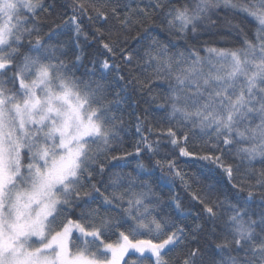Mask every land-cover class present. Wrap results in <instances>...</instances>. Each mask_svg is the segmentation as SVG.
I'll use <instances>...</instances> for the list:
<instances>
[{
  "label": "snow or ice",
  "instance_id": "snow-or-ice-1",
  "mask_svg": "<svg viewBox=\"0 0 264 264\" xmlns=\"http://www.w3.org/2000/svg\"><path fill=\"white\" fill-rule=\"evenodd\" d=\"M149 6L164 13V31L181 37L195 33L204 21L215 26L210 14L221 7L242 17L240 23L227 21V35L239 34L240 47L189 46L187 51L171 53L169 45L145 27L153 23L148 10L124 5L123 17L116 8L111 14L125 32L141 30L143 34L133 39L143 54L134 58L120 47L128 43L127 36L102 42V47L112 56L120 53L139 88L151 94L153 83L166 87V93L152 99L163 101L159 110H166L176 127L159 134L167 135L181 157L215 165L229 181L236 178L233 167L214 154L221 151V144L234 148L242 162L264 164V0H189L180 5L152 0ZM89 7L107 22V11L75 0L76 15L57 24L45 40L39 35L36 15L44 8L42 0H0V264H169L165 255L187 235L183 226L162 214L161 198L139 178L154 175L143 163L136 165V176L113 173L104 191L93 183L94 172L103 175L109 160L117 162L114 167L128 166L125 157L110 155L124 130L118 110L121 92L127 87L109 93L104 77L95 79V65L86 72L87 79L77 76L74 66L62 58L63 48L49 43L65 29L79 37L78 16L91 20ZM246 21L252 25L251 39L241 27ZM25 47L27 51H22ZM113 68L120 71L107 60L101 64L102 72ZM137 71L146 78L135 75ZM124 79L116 76L118 82ZM137 121L140 142L135 155H140L141 147L150 157L158 155L159 141H150L144 135V121L139 116ZM181 126L187 131L178 136ZM196 130L214 134L211 154L188 150L189 132ZM147 131L155 130L149 126ZM155 165L162 173L156 178L161 186L171 187L179 178L186 188L191 187L175 160H156ZM165 167L171 175L163 174ZM247 171L256 176L255 183H247L243 207L231 205L232 214L224 224L214 223L212 235H217L216 227L222 228L214 255L204 259L199 249H191L182 264H264V195L258 219L252 218L247 207L254 196L252 189H264V170ZM214 187L208 185L210 191ZM192 199L203 206L210 221L220 219L210 194L192 193ZM174 203L179 211V200ZM76 208L81 211L76 213ZM200 229V224L194 225V231ZM145 236L150 238H140ZM106 237L116 239L107 242Z\"/></svg>",
  "mask_w": 264,
  "mask_h": 264
},
{
  "label": "trees",
  "instance_id": "trees-1",
  "mask_svg": "<svg viewBox=\"0 0 264 264\" xmlns=\"http://www.w3.org/2000/svg\"><path fill=\"white\" fill-rule=\"evenodd\" d=\"M82 2L89 6L95 5L107 11V22L98 19L92 8L89 7L88 16L92 17L91 20L83 14L78 16L82 28V34L79 37L72 30L65 29L57 39L49 41V43L60 45L63 48L64 54L62 58L70 66H74L73 70L77 76H83L87 79L86 72L93 69L95 65V79L99 80L103 76V82L108 86L109 93L121 92L122 87H127L126 92H121L120 99L122 100V106L118 110V115L123 119L124 130L120 133V139L113 142L112 146L115 150L111 151L110 155L125 157L128 166L114 167L113 165L117 162L109 160L104 163L105 172L103 175H96L94 172L96 178L93 183L97 187H100L101 191H104L103 185L109 183V179L113 173H121L122 175L132 173L133 176H136V165L143 163L147 169L154 172V175L140 174L139 178L151 184L153 191L161 198L162 214L170 217L177 225L183 226L187 233L177 246L167 252L164 258L169 264H182L191 249H199L203 258L208 259L214 255L216 245L221 242V227H216L215 231L217 235H212L214 223L221 226L224 224L227 217L232 214L231 205L240 204L242 207L244 206L242 201L247 198L249 190L247 183H255L256 180V176L248 175L247 170L249 168H254L258 171L264 170V164L253 163L249 165L242 162L235 155L234 148L229 149L221 144L219 146L221 151L214 154L221 156L222 162L225 165L233 167V175L236 178L229 181L223 170L217 169L215 165L209 166L207 162H198L189 157H181L178 151L169 143L167 135L159 134L161 130H166L169 126L176 127V122L168 119V112L166 110H159V105L163 101L161 99H152V97L162 96L166 93V87L161 86L160 82L153 83L151 85V94H149L146 88H139L131 80V75L128 74L129 66L124 63L120 53L117 52L115 56H112L111 53H108L102 47V42L117 41L118 37L123 38L127 36L128 43L120 45V47H124L130 51L134 58H139L143 54V48L133 39L137 33L143 34L141 30L135 28L131 32H125L120 27L119 20L111 14V9L116 8L117 15L123 17L127 12V8L124 5L148 10L153 23L145 24V27L149 29L152 36L162 43L169 45L171 53L187 51L189 46L197 49H202L205 46L218 48L240 47L242 45V37L235 32L232 35H227L229 31L227 21L240 23L242 17L221 7L218 11L210 14L211 21L214 22L215 26H213V23L204 21L202 25H198L195 33L189 32L186 36L181 37L175 33L169 34L167 31H164V13L149 6L152 0H135V2L133 0H82ZM187 2L189 0H170V4L175 5ZM42 3L44 5L43 10L38 11L36 14L39 21L37 26L40 29L39 35L47 40L46 34L51 29L55 28L57 24H62L69 17L76 15L73 11L75 0H42ZM245 24L248 26L246 27ZM245 24H241V27L248 33L251 39L252 32L249 31V28L252 25L248 21ZM143 43L146 46L148 41H144ZM172 45H175V47ZM22 51H27V48H23ZM200 54L204 55L203 52ZM77 57H80V59L77 60ZM104 60H107L110 65L119 66L120 71L118 72L116 68H113L110 72H102L101 64ZM148 72L150 73L151 69ZM134 74L140 75L142 79L146 78L145 74L140 71ZM117 75L124 76V81L118 82L116 80ZM109 98L116 99L117 97L110 95ZM138 116L144 121V135H148L150 141H159L160 151L154 157H150L147 150L143 147H141L140 155L138 157L135 155V147L140 142V134L136 130ZM149 126L155 130L152 134H149L147 131ZM184 131H187V129L181 126L177 133L178 136L182 135ZM213 135L212 133L202 134L198 130L190 131L189 142L187 144L188 150L199 155L211 154V146L216 143L212 139ZM127 153H133V155L127 156ZM156 160H160L161 162L175 160L176 167L184 174L185 181L191 187L186 188L179 178L174 179L171 187H164L157 183L156 178L162 173L160 168L155 165ZM163 174L166 176L171 175L166 167L163 169ZM209 184L215 185L211 191L208 188ZM234 184L242 190L237 192L232 187ZM109 191H112V189L109 188ZM252 191L254 192V196L252 202L247 207L252 218L258 219L261 212V200L262 195H264V189L255 188ZM192 193H196L201 197L210 194L211 199L218 204L217 211L220 214V219L215 222L210 221L203 211V206L198 201L192 199ZM176 199L181 204L179 211L175 207L174 200ZM124 206L126 207L127 205L125 204ZM80 211V208L75 209L76 213ZM184 213L191 214L184 215ZM112 215L116 218L119 217V214L115 210L112 211ZM73 218L77 217L73 216ZM195 224L201 225L199 231L193 230ZM140 238L148 239L150 237L145 236ZM105 239L107 242H113L116 237H112L111 240H108L107 237ZM131 259H136V256H132Z\"/></svg>",
  "mask_w": 264,
  "mask_h": 264
}]
</instances>
